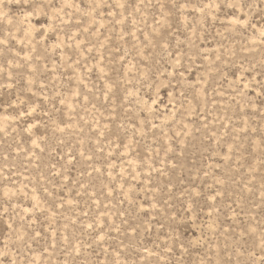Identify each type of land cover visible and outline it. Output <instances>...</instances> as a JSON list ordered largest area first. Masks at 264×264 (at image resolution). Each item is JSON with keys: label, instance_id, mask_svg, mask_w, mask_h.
Returning <instances> with one entry per match:
<instances>
[{"label": "rangeland", "instance_id": "obj_1", "mask_svg": "<svg viewBox=\"0 0 264 264\" xmlns=\"http://www.w3.org/2000/svg\"><path fill=\"white\" fill-rule=\"evenodd\" d=\"M0 264H264V0H0Z\"/></svg>", "mask_w": 264, "mask_h": 264}]
</instances>
